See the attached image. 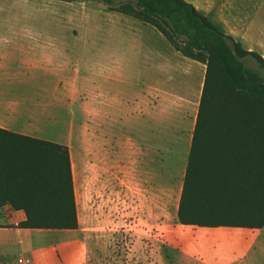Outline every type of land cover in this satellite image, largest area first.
Returning <instances> with one entry per match:
<instances>
[{"label": "rangeland", "instance_id": "obj_1", "mask_svg": "<svg viewBox=\"0 0 264 264\" xmlns=\"http://www.w3.org/2000/svg\"><path fill=\"white\" fill-rule=\"evenodd\" d=\"M186 1L240 41L245 49L264 59V0ZM0 39L23 43L30 54L42 55L44 59L54 56L59 60L58 77L46 73L47 68H43V73H31L28 68L27 75L34 76L30 80H42L26 85L9 84L5 98L14 102L17 94H22L21 111L33 110L34 114H29L34 117L25 126L26 134L68 147L82 235L96 238L93 244L89 243L98 257L95 264H201L182 254L176 238L180 232H187L176 226L187 149L175 141L165 144L158 133L150 146L132 148L135 121L126 110L117 132H99L98 110L84 115V89L85 79L96 81L100 65L109 60L123 61L127 76L136 77L139 71L147 73L154 54L161 55L179 63L181 70L186 69L194 80L198 77V82L203 72V85L206 66L184 57L152 26L111 12L99 0H0ZM244 61L247 67L264 75L255 60ZM193 63L197 70L191 68ZM96 88L93 95L99 98V87ZM122 90L128 101L136 92L135 86L129 84ZM146 115H141V123ZM158 115L155 124L162 125L163 119H158ZM90 124L95 131H90ZM106 134L110 136L108 141L103 137ZM133 157H140V166L133 162ZM148 157L153 161L150 165ZM143 168L151 170L149 179ZM117 222L122 226L117 227ZM41 233L39 238L46 241L71 238L68 231ZM24 258L30 256L15 252L9 262L19 264Z\"/></svg>", "mask_w": 264, "mask_h": 264}, {"label": "trees", "instance_id": "obj_2", "mask_svg": "<svg viewBox=\"0 0 264 264\" xmlns=\"http://www.w3.org/2000/svg\"><path fill=\"white\" fill-rule=\"evenodd\" d=\"M99 1L152 26L184 57L206 66L178 222L263 227L264 75L244 61L251 58L264 71L263 57L186 0ZM242 195L250 209H228ZM5 204L25 212L20 228L78 229L68 147L0 128V207Z\"/></svg>", "mask_w": 264, "mask_h": 264}, {"label": "crops", "instance_id": "obj_3", "mask_svg": "<svg viewBox=\"0 0 264 264\" xmlns=\"http://www.w3.org/2000/svg\"><path fill=\"white\" fill-rule=\"evenodd\" d=\"M11 41L0 39V128L34 137L25 133L27 129L25 126L29 125L31 118L34 117H30L29 114L33 110L21 111L20 108L23 105L19 103V99L22 94H17L15 97L17 100L13 102L5 98V91L9 88L7 86L9 84L26 85L36 80L35 78L30 80L34 76L27 75L28 68H31L29 70L31 73L32 71L43 73L45 71L43 68H47L46 73L56 74L58 77L59 60L54 56L51 58L47 56L44 59L42 55L30 54L23 43L13 44ZM45 60L48 63L44 64ZM179 65L167 57L163 58L161 55L154 54L153 59L149 60L147 73L139 71L136 77H129L125 73L123 61L118 63L109 60L100 65V75H96L98 78L94 79L96 81L85 79L87 87L85 86L84 92L87 95L84 101V115L85 117L93 115L98 110L101 117L99 132L113 133L119 130V124H122L120 118L124 116L126 110V114H130L135 121L130 145L132 148H140L141 144L150 146L156 140L157 133L160 138L165 139L163 141L165 144L170 141L179 142L182 148L187 149L185 176L196 128L204 75L201 72L198 82V77L194 80L192 74H189L186 69L181 70ZM190 66L197 70L194 63ZM125 84L136 88L130 101L125 100L122 90ZM96 87H99V98L93 95L97 91ZM97 99H99L98 106L95 104ZM157 113L161 116L158 119H163L162 125L155 124ZM145 114L147 118L141 123V115ZM89 129L91 132L95 131L92 124L89 125ZM103 137L108 141L110 136L106 134ZM34 138L47 140L41 137ZM115 140L117 147L118 138ZM119 141L121 142L119 146L123 147V141ZM101 147H105L104 143ZM133 162L140 166V157H133ZM151 162L153 161L148 157V165ZM152 170L154 171V168ZM138 171H140L139 168ZM143 172L149 179L151 170L143 168ZM146 190L149 192V188ZM180 198L181 194L177 200V212ZM147 204L149 205L148 200ZM251 205L246 195H242L237 200L228 202V209L248 210ZM177 212L176 226L184 227L187 231L184 232L186 235L179 231L180 235L176 237L182 254L201 264H264V225L261 228L182 225L178 222ZM26 219L23 210H16L10 204L0 207V264H10L9 259L15 252L21 256L29 255L31 260L24 258L28 264H95L98 260L95 252H92L89 247V243L93 244L96 238L93 235L88 236L87 233L82 235L80 222L78 229L68 231L71 235L68 241H65L63 237L46 241L39 238L42 230L19 227V224ZM116 226L122 225L117 222ZM69 254L71 256L68 257Z\"/></svg>", "mask_w": 264, "mask_h": 264}, {"label": "built area", "instance_id": "obj_4", "mask_svg": "<svg viewBox=\"0 0 264 264\" xmlns=\"http://www.w3.org/2000/svg\"><path fill=\"white\" fill-rule=\"evenodd\" d=\"M18 263H19V264H27V261H24L23 259H20V260L18 261Z\"/></svg>", "mask_w": 264, "mask_h": 264}]
</instances>
